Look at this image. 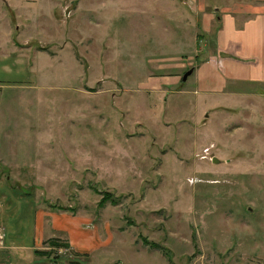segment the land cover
Masks as SVG:
<instances>
[{"label": "rangeland", "instance_id": "rangeland-1", "mask_svg": "<svg viewBox=\"0 0 264 264\" xmlns=\"http://www.w3.org/2000/svg\"><path fill=\"white\" fill-rule=\"evenodd\" d=\"M257 2L0 0L4 264L39 208L102 241L57 264H264V103L182 81Z\"/></svg>", "mask_w": 264, "mask_h": 264}, {"label": "crops", "instance_id": "crops-1", "mask_svg": "<svg viewBox=\"0 0 264 264\" xmlns=\"http://www.w3.org/2000/svg\"><path fill=\"white\" fill-rule=\"evenodd\" d=\"M252 5L248 9L238 5L234 10L239 12L222 16L221 28L216 35L218 56L195 67L193 73L199 74L202 87L207 92H225L226 87L229 88L232 83L233 88L226 92L228 98L264 103V0H258L256 5ZM241 17L244 19L241 20ZM6 41L5 47L0 43V53L17 51L9 48V42ZM3 72L10 73L7 70ZM27 206L32 212V202ZM35 212L33 224H26L33 236L29 243L9 244L5 233V246L16 255L15 259H7L8 264H57L56 258L37 257L34 253L36 250L48 251L46 242L53 238L67 240L71 251L87 255L97 250L102 242L97 226L89 218L80 216L77 219L76 215L47 208H39ZM64 219L70 224L64 223ZM24 251L27 254L26 260L23 259ZM0 264H4L3 260H0Z\"/></svg>", "mask_w": 264, "mask_h": 264}, {"label": "trees", "instance_id": "trees-1", "mask_svg": "<svg viewBox=\"0 0 264 264\" xmlns=\"http://www.w3.org/2000/svg\"><path fill=\"white\" fill-rule=\"evenodd\" d=\"M64 240H61V239H58V238H53V239H50L48 240L46 243L51 246V247H55V248H67L69 247V244L67 242H63ZM35 254L37 256H42V257H46V258H51V252L50 251H39V250H36L35 251Z\"/></svg>", "mask_w": 264, "mask_h": 264}, {"label": "water", "instance_id": "water-1", "mask_svg": "<svg viewBox=\"0 0 264 264\" xmlns=\"http://www.w3.org/2000/svg\"><path fill=\"white\" fill-rule=\"evenodd\" d=\"M192 73H193V68L192 69H190V70H188L184 75H183V77H182V81H187L188 80V78L192 75ZM214 162L216 163V162H218V160H214Z\"/></svg>", "mask_w": 264, "mask_h": 264}]
</instances>
